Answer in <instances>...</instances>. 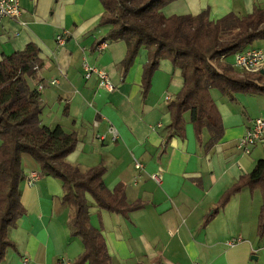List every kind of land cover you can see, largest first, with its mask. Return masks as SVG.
Returning <instances> with one entry per match:
<instances>
[{
	"label": "crops",
	"instance_id": "1",
	"mask_svg": "<svg viewBox=\"0 0 264 264\" xmlns=\"http://www.w3.org/2000/svg\"><path fill=\"white\" fill-rule=\"evenodd\" d=\"M19 3V17L0 19V59L34 45L41 64L27 82L30 88L43 85L38 91L41 124L75 132L77 144L67 161L82 172L102 162L109 191L120 185L128 203H144L123 216L88 202L90 223L101 231L111 264H264V235L257 233L260 189L243 187L218 204L221 195L264 158V143L248 154L237 148L253 119L264 117V94L212 96L210 90L221 118L220 137L209 144L211 135L203 130L197 140L186 112L185 137L165 143L167 103L183 85L178 68L161 60L143 97L146 52L140 50L122 74L126 44L104 39L108 26L99 23L100 0ZM255 7L264 8V0H172L161 12L166 17L205 12L215 21L229 13L251 14ZM61 31L68 34L63 46L55 41ZM101 42L103 49L97 47ZM256 45L264 52V39ZM83 56L105 71L111 90L94 77L84 78ZM229 60L233 67V55ZM51 80L56 83L49 85ZM110 126L116 130L114 140ZM24 158L25 174L39 170L31 157ZM154 173H162L160 183L150 177ZM20 192L25 212L7 232L14 246L0 264H73L83 245L70 234L60 181L44 174L31 186L23 180Z\"/></svg>",
	"mask_w": 264,
	"mask_h": 264
},
{
	"label": "trees",
	"instance_id": "2",
	"mask_svg": "<svg viewBox=\"0 0 264 264\" xmlns=\"http://www.w3.org/2000/svg\"><path fill=\"white\" fill-rule=\"evenodd\" d=\"M170 1L100 0L103 13L99 23L108 26L104 39L126 44L123 75L138 52H146L141 75L143 97L149 92L151 77L161 60H168L180 70L183 85L167 103L170 119L165 143L174 136L185 137L184 114L188 112L197 140L207 130L212 144L222 134V123L210 90L227 96L264 94V74H235L226 61L228 56L264 39V8L255 7L248 15L229 13L212 21L205 12L166 17L161 11ZM222 37L226 38L224 42ZM37 53V48L28 44L23 50L0 59V262L7 249L14 246L7 232L25 212L20 184L28 175L21 165L22 156L27 154L43 175L61 183V202L69 208L70 234L79 237L83 245L73 264H111L101 231L90 223L87 194L98 208L123 216L142 208L144 203L139 200L128 203L120 185L109 191L103 182L102 162L82 172L67 161V155L77 144L76 133L64 131L60 125L41 124L40 93L27 82L41 64ZM243 187L261 191L262 205L257 218V233L261 237L264 235V158L258 159L249 173L221 195L219 206Z\"/></svg>",
	"mask_w": 264,
	"mask_h": 264
},
{
	"label": "built area",
	"instance_id": "3",
	"mask_svg": "<svg viewBox=\"0 0 264 264\" xmlns=\"http://www.w3.org/2000/svg\"><path fill=\"white\" fill-rule=\"evenodd\" d=\"M20 0H0V19L4 17L17 18L20 15ZM67 31L59 32L55 41L59 46H63L66 38ZM105 42H101L98 44V48L103 49L105 47ZM233 67L237 70H242L250 73L260 72L262 66H264V52L257 47H249L243 51L236 52L233 55ZM82 68L84 72V78L90 79L94 77L98 80V83L111 90L113 88L112 83L110 82L108 75L104 70L97 67L94 64L88 63L85 56L82 57ZM55 80H51L48 82L49 85L55 84ZM43 87L42 84H39L36 88L39 91ZM168 99V96L165 97ZM108 131L112 135V139L114 140L116 137V130L114 127L110 126ZM264 143V117H256L253 119L251 126H249L240 137L237 148L243 153L248 154L253 147L256 145ZM135 167L141 168V164L135 161ZM42 172L40 170H31L28 172L26 177L27 183L29 185H34L42 176ZM157 183L162 181V173H154L150 176ZM240 238L236 241H229L228 245L233 246L236 242H239ZM198 264V263H193Z\"/></svg>",
	"mask_w": 264,
	"mask_h": 264
},
{
	"label": "rangeland",
	"instance_id": "4",
	"mask_svg": "<svg viewBox=\"0 0 264 264\" xmlns=\"http://www.w3.org/2000/svg\"><path fill=\"white\" fill-rule=\"evenodd\" d=\"M225 39H226L225 37H222V38H221V40H222L223 42L225 41ZM259 41H261V39H260V40H256V42L254 43V46H257L256 43H258ZM247 48H249V47H247ZM247 48H246V49H247ZM244 50H245V49H244ZM231 56H232V55L228 56L226 61L229 62V61H230L229 59L231 58ZM36 70H37V68H36ZM234 71H235V70H234ZM236 72H237L239 75H244V73H247V72L242 71V70H237V71H235V74H237ZM211 94H212V96L220 95V93H218L216 90H211ZM108 132H109V131H108ZM109 133H110V132H109ZM23 156L25 157V158H24L25 160L30 158V156L27 155V154H24ZM27 157H28V158H27ZM30 159H31V158H30ZM135 161H137V160L134 159L133 162H135ZM23 166H24V163H23ZM87 199L89 200L88 202H91V203H92V201H94L90 195H89V197H88Z\"/></svg>",
	"mask_w": 264,
	"mask_h": 264
},
{
	"label": "water",
	"instance_id": "5",
	"mask_svg": "<svg viewBox=\"0 0 264 264\" xmlns=\"http://www.w3.org/2000/svg\"><path fill=\"white\" fill-rule=\"evenodd\" d=\"M260 73H264V70H261Z\"/></svg>",
	"mask_w": 264,
	"mask_h": 264
}]
</instances>
